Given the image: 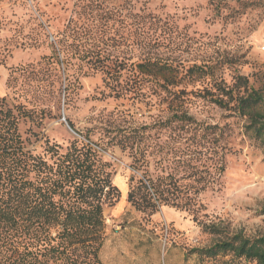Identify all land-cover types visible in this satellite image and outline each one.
Masks as SVG:
<instances>
[{"label": "rangeland", "instance_id": "374dc122", "mask_svg": "<svg viewBox=\"0 0 264 264\" xmlns=\"http://www.w3.org/2000/svg\"><path fill=\"white\" fill-rule=\"evenodd\" d=\"M72 34L101 44L104 57L169 63L181 83L168 93L133 80L118 94L99 64L65 63L71 53L59 52ZM55 52L59 62L49 59ZM240 79L264 94V0H0V97L37 114L21 133L38 153L47 141L62 152L89 145L121 193L104 206V264H221L194 250L238 233L264 236V150L243 118L212 102ZM183 113L192 120L173 118ZM145 171L204 190L185 209L141 212L128 194Z\"/></svg>", "mask_w": 264, "mask_h": 264}, {"label": "trees", "instance_id": "16d2710c", "mask_svg": "<svg viewBox=\"0 0 264 264\" xmlns=\"http://www.w3.org/2000/svg\"><path fill=\"white\" fill-rule=\"evenodd\" d=\"M72 36L71 42L62 43V52L58 51L71 53L65 63L81 70L84 65L99 64L107 86L118 94H127L125 87L133 80L140 85L152 80L168 93L181 83V70L169 63H134L120 56L111 59L103 56L101 44L85 45ZM120 46L116 41V51ZM54 56L59 62L56 52L49 59ZM190 71L207 72L197 66ZM240 80L239 89L219 87L212 102L243 118L247 134L264 150V94L248 87L246 79ZM173 118L192 120L187 113ZM36 120L37 114L25 105L0 97V264H104L100 257L105 241L104 206L121 197L108 165L83 143L75 142L62 152L59 145L47 141L43 153H38L36 141L20 130L23 121ZM143 177L130 179L128 194V202L141 212L153 214L169 204L185 209L196 200L192 194L204 190L181 188L170 175L154 178L145 171ZM194 206L198 217L200 207ZM194 252L204 259L221 257V264H264V236L238 233Z\"/></svg>", "mask_w": 264, "mask_h": 264}]
</instances>
